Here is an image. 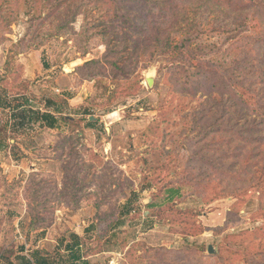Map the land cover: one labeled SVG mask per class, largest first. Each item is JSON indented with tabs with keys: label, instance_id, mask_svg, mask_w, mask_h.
<instances>
[{
	"label": "rangeland",
	"instance_id": "obj_1",
	"mask_svg": "<svg viewBox=\"0 0 264 264\" xmlns=\"http://www.w3.org/2000/svg\"><path fill=\"white\" fill-rule=\"evenodd\" d=\"M240 1L0 0V264H264V0Z\"/></svg>",
	"mask_w": 264,
	"mask_h": 264
},
{
	"label": "trees",
	"instance_id": "obj_2",
	"mask_svg": "<svg viewBox=\"0 0 264 264\" xmlns=\"http://www.w3.org/2000/svg\"><path fill=\"white\" fill-rule=\"evenodd\" d=\"M41 3L42 7L44 8V16L42 17V14L38 12V14L35 15V17H42L47 19H59L61 20V16L63 14H66L68 12V10L64 7L67 8H74V12H72V15H75L76 11H80V9H82L83 6L88 5L90 2H94L91 5H96L98 3H101L103 6H111L112 4H114V2H116L117 0H86V3H84V1H80L79 0H38V3ZM167 1V0H165ZM173 1V0H172ZM240 3H245L248 4L250 6H255L257 4V0H241ZM97 6V5H96ZM256 7V6H255ZM64 10H67L64 13ZM108 12V11H107ZM253 19H257L256 14H253ZM185 18H183L184 20ZM247 24L243 23V26H245ZM249 28H256V26L253 24L252 26L249 25ZM104 35V33L102 34ZM188 40V38H186ZM184 40V39H183ZM183 40H176L174 38L171 39L169 36V33H166L163 38H162V42L164 45V49L167 48H172L171 49V55L169 54V56H167L166 58L168 60L170 59H176L177 55L181 54V56L186 55V58L189 60L190 63L197 65L199 64V62H201V64H205L204 62H202L197 55H194L192 53L191 50H189V45L184 43ZM186 44V47H185ZM36 47V46H35ZM184 48L183 50L180 48ZM186 51V52H184ZM85 53V51H84ZM173 53V54H172ZM228 86L231 87V89L233 91H235L238 96L241 98V101L243 104H245L247 102L246 98L251 99L253 98V94L245 88L244 84H242V79L239 78V81L237 80L236 82H229ZM40 117H43L46 119V123L49 127H54V123L56 121L55 117L49 113H42L39 114ZM91 123V122H90ZM176 191V192H175ZM170 190L167 199L171 200L173 197L174 193L178 194V190ZM130 200H128L127 202H125L124 207L127 208V211H130ZM77 239H75V241L73 242L72 245L68 246V249L70 250V252H72V260H77L79 258V254H76L75 251H73L74 247L77 245ZM24 264H60L57 260L52 259L50 260L48 257L42 255L41 250L35 249L32 251L31 254V260H24ZM67 264H74L73 261L72 262H68Z\"/></svg>",
	"mask_w": 264,
	"mask_h": 264
},
{
	"label": "bare ground",
	"instance_id": "obj_3",
	"mask_svg": "<svg viewBox=\"0 0 264 264\" xmlns=\"http://www.w3.org/2000/svg\"><path fill=\"white\" fill-rule=\"evenodd\" d=\"M117 118H119V114L118 113H112V114H109L108 115V120L111 122H113V121H115V120H117Z\"/></svg>",
	"mask_w": 264,
	"mask_h": 264
},
{
	"label": "water",
	"instance_id": "obj_4",
	"mask_svg": "<svg viewBox=\"0 0 264 264\" xmlns=\"http://www.w3.org/2000/svg\"><path fill=\"white\" fill-rule=\"evenodd\" d=\"M147 80H148V81H151V76H149V77L147 78ZM207 252H208V253H213V247H212L211 245H208V246H207Z\"/></svg>",
	"mask_w": 264,
	"mask_h": 264
}]
</instances>
